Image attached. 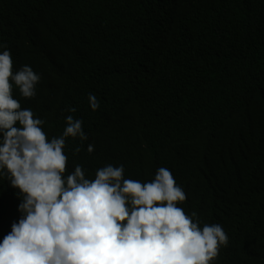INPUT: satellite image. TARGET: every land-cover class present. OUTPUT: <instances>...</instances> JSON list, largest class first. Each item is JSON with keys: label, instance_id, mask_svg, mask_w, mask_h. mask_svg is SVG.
<instances>
[{"label": "trees", "instance_id": "obj_1", "mask_svg": "<svg viewBox=\"0 0 264 264\" xmlns=\"http://www.w3.org/2000/svg\"><path fill=\"white\" fill-rule=\"evenodd\" d=\"M5 49L14 73L41 77L35 97L13 83V98L49 142L82 121L65 176L123 165L147 183L166 168L177 207L229 238L211 264H264V0H0ZM21 202L0 176V242Z\"/></svg>", "mask_w": 264, "mask_h": 264}, {"label": "clouds", "instance_id": "obj_2", "mask_svg": "<svg viewBox=\"0 0 264 264\" xmlns=\"http://www.w3.org/2000/svg\"><path fill=\"white\" fill-rule=\"evenodd\" d=\"M40 79L28 65L14 73L10 51L0 54V176L22 197V216L0 242V264H211L229 238L221 225L201 229L195 212L177 207L186 195L168 169L147 183L125 179L123 165L100 168L93 180L77 164L65 176L66 138L88 137L69 115L49 142L46 121L13 98V83L33 98ZM89 101L99 108L94 95Z\"/></svg>", "mask_w": 264, "mask_h": 264}]
</instances>
